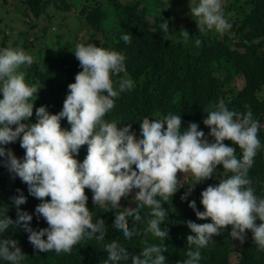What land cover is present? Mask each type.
Instances as JSON below:
<instances>
[{"label": "clouds", "instance_id": "1", "mask_svg": "<svg viewBox=\"0 0 264 264\" xmlns=\"http://www.w3.org/2000/svg\"><path fill=\"white\" fill-rule=\"evenodd\" d=\"M190 3L194 4L190 15L197 18L198 32L214 30L225 34L231 29L223 0ZM160 31L169 33L167 25ZM183 36L185 40L191 38L187 31H183ZM121 39L131 43L130 35H122ZM201 43L200 39L195 40L197 46ZM73 54L82 71L68 85L61 111L52 114L42 105L35 109L36 122L32 123V98L40 88L26 82L22 69L31 66L34 57L22 48L0 47V166L12 179L18 177L26 184L28 194L40 201L34 213L23 210L21 205L27 197L17 189L18 194L10 197L16 218L7 215L9 208H0V264H23L26 257L19 241L7 234L10 228H22L37 254L70 253L83 239L102 244L105 226L99 219L93 222L86 188L93 193L95 205H107L105 211L112 212V231L128 240L140 235L135 224L142 220L141 209L149 208L151 218L144 232L164 244L168 230L162 225L169 211L163 205L183 187H178L177 173H190L193 177L181 197L187 200L196 184L216 175L218 165L223 166L222 173L230 175L221 178L220 174L217 184L200 193L204 210L197 208L195 200L189 202L197 219L210 218L211 222H187L192 234L187 236V259L183 264H200L201 249L229 225L231 230L227 233L232 240L243 243L246 230H250L253 242L264 251V197L256 195L249 178L254 158L264 145L258 136L260 122L253 118L252 111L230 110L223 101L211 105L204 110L207 117L203 124L210 129L207 135L198 130L195 122L182 127L181 115L173 113L163 119L141 120L138 133L127 127L118 128L119 122H108L104 117L115 107V98L135 86L128 79L113 80L126 71L125 56L93 43H78ZM65 118L70 127L62 128ZM225 140L239 147V159L236 148L226 145ZM17 141L25 150L21 158L7 147ZM84 145L87 155L81 162L77 157ZM122 198L131 200L136 207H124L123 213L115 214ZM34 215L48 226L34 228ZM130 219L131 229L126 226ZM166 251V246L146 243L138 254L130 256L125 247L115 242L102 247L104 264H128L129 260L131 264H166L162 254Z\"/></svg>", "mask_w": 264, "mask_h": 264}, {"label": "trees", "instance_id": "2", "mask_svg": "<svg viewBox=\"0 0 264 264\" xmlns=\"http://www.w3.org/2000/svg\"><path fill=\"white\" fill-rule=\"evenodd\" d=\"M8 1L0 0V47L22 48L34 57L33 64L22 69L26 82L40 88L38 95L32 98L34 109L30 122H36L35 109L42 105L52 114L61 111L68 85L74 83L76 74L82 71L73 54L75 46L93 43L122 53L126 58V71L113 80L128 79L135 85L131 92L115 98V107L104 117L106 121H117L118 128L127 127L138 133L141 120L163 119L173 113L181 115L182 127L195 122L198 130L207 135L210 129L203 124L207 117L204 110L223 101L230 110L252 111L253 118L260 122L258 136L264 145V97L260 95L264 88V0H223L224 15L232 25L225 34L214 30L198 32L197 18L190 15L194 4L189 0H12L7 6ZM71 24L79 27L74 29L69 27ZM165 25L168 34L160 31ZM183 31L188 32L189 40H185ZM122 35H130L131 43L126 44ZM196 39L202 41L199 46L195 44ZM236 76L244 81L238 89L231 85ZM61 127H70L66 118L61 121ZM224 143L236 148L239 159L242 154L239 147L228 140ZM7 147L12 148L18 158L24 156L25 150L19 141ZM86 155L87 145H84L77 159L82 162ZM222 172L223 166L218 165L216 175L196 184L187 200L181 197L188 191L193 177L190 173L185 176L177 173L178 187H183L163 205L169 211L162 225L168 230L165 245L151 233L144 232L151 218L149 208L141 209L142 220L135 224L140 235L128 240L112 231V212L105 211L107 205H95L93 193L87 188V207L92 212L93 222L99 219L105 226L102 244L83 239L70 253L37 254L22 228H10L7 234L19 241L26 255L23 264H104L102 247L113 242L125 247L130 256L138 254L146 243L166 246L168 251L162 253L166 264H183L187 259V236L192 234L187 222H211L210 218L197 219L189 202L195 200L197 208L203 211L200 193L207 186L217 184L220 174L221 178L230 175ZM249 178L256 195L264 197V147L254 158ZM17 189L23 190L27 197L21 208L34 213L40 201L28 194L26 184L18 177L12 179L0 166V208H9L7 215L13 219L16 210L11 206L10 197L18 194ZM118 207L121 208L116 209L115 214L136 204L122 198ZM31 224L34 228L48 226L35 215ZM126 226L131 229L133 221H127ZM230 230L231 226H226L224 233L214 236V241L201 249L200 264H232L233 253L237 258L235 264H264V251L253 242L251 231L246 230L245 241L239 243L227 233Z\"/></svg>", "mask_w": 264, "mask_h": 264}, {"label": "rangeland", "instance_id": "3", "mask_svg": "<svg viewBox=\"0 0 264 264\" xmlns=\"http://www.w3.org/2000/svg\"><path fill=\"white\" fill-rule=\"evenodd\" d=\"M11 1H12V0H9V1H8L7 6H10L9 4H11ZM189 1H190V0H189ZM180 3H181V2H180ZM10 8H11V7H10ZM70 26H72L74 29L76 28V26L79 27V25H76V24H73V25L71 24V25H69V27H70ZM67 29H68V26L65 27L63 30H64V31H67ZM78 29H79V28H78ZM78 29H77V30H78ZM17 30H18V28H17ZM84 33H85V31L82 32V33H79V36H78L77 39H80V38L84 35ZM243 84H244V81H243V78H242L241 76H236V77L233 79L232 83H231V85H232L233 87H235V89L240 88ZM260 95H262V96L264 97V88H263L262 91H260ZM239 243H240V241H239ZM236 261H237L236 254L233 253V254H232V257H231V263H232V264H235Z\"/></svg>", "mask_w": 264, "mask_h": 264}]
</instances>
